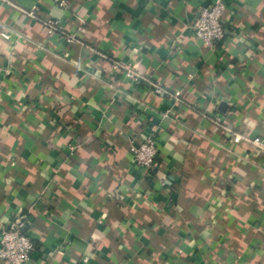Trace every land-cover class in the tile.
I'll list each match as a JSON object with an SVG mask.
<instances>
[{
	"label": "crops",
	"instance_id": "1",
	"mask_svg": "<svg viewBox=\"0 0 264 264\" xmlns=\"http://www.w3.org/2000/svg\"><path fill=\"white\" fill-rule=\"evenodd\" d=\"M7 1L0 233L26 217V264H264V156L232 141L264 136V0H225L226 36L213 47L193 25L214 0ZM151 136L154 172L130 153Z\"/></svg>",
	"mask_w": 264,
	"mask_h": 264
},
{
	"label": "built area",
	"instance_id": "2",
	"mask_svg": "<svg viewBox=\"0 0 264 264\" xmlns=\"http://www.w3.org/2000/svg\"><path fill=\"white\" fill-rule=\"evenodd\" d=\"M8 2L7 0H4ZM60 7H69V0H53ZM11 4L10 2H8ZM226 12L225 0H214L213 3L201 9L198 18L193 25L195 36L207 47H213L223 41L226 36V27L224 26V16ZM29 16L36 18L33 12ZM47 28L48 33H60L65 36L68 43L76 41L74 35H67L59 21L46 20L42 22ZM4 39H9L8 33H2ZM113 70L124 76L133 84L144 85L158 96L166 97L170 103L178 104L182 100L180 90L170 91L162 83L153 81L149 77L136 71L129 65L119 62H113ZM2 68L0 67V74ZM171 108L165 112L168 117ZM214 122L221 124V119H215ZM234 144H244L253 151L261 153L264 156V136L250 137L249 135L236 133L233 136ZM130 153L137 166L144 169H153L156 164L158 148L154 137H148L144 141H134L130 146ZM35 250L34 244L28 235L27 220L24 217H17L12 220L0 233V261L5 264H26L30 261Z\"/></svg>",
	"mask_w": 264,
	"mask_h": 264
},
{
	"label": "trees",
	"instance_id": "3",
	"mask_svg": "<svg viewBox=\"0 0 264 264\" xmlns=\"http://www.w3.org/2000/svg\"><path fill=\"white\" fill-rule=\"evenodd\" d=\"M154 170H152V169H150L149 171L150 172H154L156 169H157V159H156V164H155V166H154V168H153ZM24 217V216H23ZM25 219H26V217H24ZM27 220V219H26ZM28 227H29V225H28V220H27V230H28ZM32 241V240H31ZM32 243L34 244V242L32 241ZM34 247H35V244H34Z\"/></svg>",
	"mask_w": 264,
	"mask_h": 264
}]
</instances>
